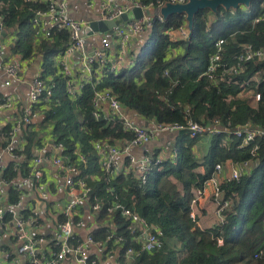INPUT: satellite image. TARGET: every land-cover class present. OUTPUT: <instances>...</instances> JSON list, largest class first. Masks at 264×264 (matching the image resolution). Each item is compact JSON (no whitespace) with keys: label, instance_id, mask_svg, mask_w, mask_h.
I'll return each mask as SVG.
<instances>
[{"label":"trees","instance_id":"trees-1","mask_svg":"<svg viewBox=\"0 0 264 264\" xmlns=\"http://www.w3.org/2000/svg\"><path fill=\"white\" fill-rule=\"evenodd\" d=\"M135 1L146 5L154 2ZM42 8L39 3L0 0L6 28L17 36L12 54L20 55L24 61L37 57L42 69L39 75L47 79L57 75L54 59L64 49L69 35L55 33L52 41L36 40L32 19ZM186 23L183 14L157 21L141 38L135 65L107 75L100 87L112 90L125 108L150 123L186 124L191 120L212 127L219 121V127L227 133L213 136L205 162L200 164L194 152L199 137L170 133L175 140L171 154L163 156L153 151V156H162L163 161L153 167L145 186L137 178L118 177L109 182L98 163L95 142L131 141L133 135L105 114L99 120L94 117L93 86L88 85L77 100H71L62 76L55 77V98L61 104L46 115L44 122L52 125L55 136L66 144V154L74 158V151L80 147L87 157L88 165L81 168L82 174L93 189L91 202L95 203L97 197L102 204L96 218L101 227L93 236L107 245L110 236L124 237L121 260L132 247L137 256L130 264H264V139L252 157L251 146L240 148L241 140L228 134L246 126L264 129V59L247 62L238 73L228 71L236 67L235 58L245 46L264 50V0L253 1L249 8L200 11L193 27L187 28V40L172 41L168 29H178ZM220 39L225 40L223 62L228 66L210 77L207 69ZM243 85L260 94L261 100L251 103L239 99ZM1 129L6 127L0 132ZM36 136L37 132L27 135L29 155ZM244 161L251 162L250 170L239 181L222 185L223 198L230 202L224 213L226 223L201 228L198 218L193 221L190 216L196 190L215 174L216 165ZM9 168V177H13L14 166ZM25 174L24 171L22 175ZM9 192L12 200L20 198L21 193ZM116 197L163 231L162 248L147 252L141 242L133 239L130 220L119 212L108 211Z\"/></svg>","mask_w":264,"mask_h":264},{"label":"built area","instance_id":"built-area-1","mask_svg":"<svg viewBox=\"0 0 264 264\" xmlns=\"http://www.w3.org/2000/svg\"><path fill=\"white\" fill-rule=\"evenodd\" d=\"M23 1L43 5L32 19L36 40L52 41L55 33L69 35L64 49L54 59L56 76L65 79L68 97L77 100L88 85L93 86L94 117L99 120L105 114L109 120L119 121L125 132L133 135L131 141L95 142L98 163L109 182L118 177L137 178L141 186H145L153 167L160 165L163 157L153 154L137 157L132 150L152 144L160 135L188 132L192 137H213L227 133L219 127V121L212 127L191 120L186 124L152 122L148 126L136 125L129 116L131 110L124 107L112 90L100 87L107 75L135 65L134 40L152 29L157 21H165L161 15L165 3L186 4L188 0H154L148 5L135 0H85L82 18L74 17L80 11L79 7L73 6L75 0ZM136 8L144 12L143 17L125 21L105 33H87L91 23L114 21ZM90 12L94 13L92 18L87 17ZM187 28V23L178 29L169 28L167 34H176L177 37L172 39L175 42L187 40ZM4 34L12 39L13 47L17 36L7 30L4 17L0 15V72L7 76L4 85L12 87L24 82L23 60L17 54L6 55ZM224 44L223 39L216 42V53L206 73L210 77L228 66L223 62ZM74 56L79 60L72 61ZM256 59H264V50L245 46L242 54L235 58L236 67L232 66L228 71L238 73L244 64ZM56 76L47 79L36 76L29 83L25 103L17 96L0 97V121L4 113L21 108V112L4 126L7 130L0 132V264H130L137 255L131 247L126 251L125 259H120L124 237L110 236L108 245L97 241L93 233L101 227L100 223L87 227L85 235L79 231L86 228L84 205H89L90 212L97 218L102 204L97 197L95 203L91 202L93 189L81 170L88 165V159L81 148L74 151V158L66 154V144L55 136L53 126L44 122L46 115L50 111L54 113L61 104L60 99L55 98ZM255 99L260 101L261 95L257 94ZM29 132H37L31 155L26 152ZM228 134L241 140L240 148L251 146L252 157L256 156L264 139L263 129L250 126L239 127ZM167 147H173V140ZM10 165L14 166L13 177H9ZM227 166L225 173L223 164L216 165L215 174L196 190L190 214L193 221L197 219L196 205L211 188L218 224L226 223L224 213L230 208V202L223 198L222 185L239 181L250 170L251 162H231ZM24 171L25 176L22 175ZM10 190L21 193L20 198L12 200ZM108 211L119 212L130 220L131 235L142 243L144 251L162 248L163 231L123 205L118 197ZM44 226L50 229L48 233Z\"/></svg>","mask_w":264,"mask_h":264},{"label":"crops","instance_id":"crops-1","mask_svg":"<svg viewBox=\"0 0 264 264\" xmlns=\"http://www.w3.org/2000/svg\"><path fill=\"white\" fill-rule=\"evenodd\" d=\"M84 2L85 0L74 1L73 6L75 5L80 9L78 13L74 14V17L82 18L85 8ZM93 16H94L93 12H90L87 15V17L89 18H92ZM147 33L148 31L134 40V50H135L134 54H137L138 51L140 50L142 45L141 38L144 35H147ZM6 35L7 34L2 35V39H4V42L7 43V48H5V53L10 57L12 54V45H11L12 39L9 40V36ZM176 37H177L176 34L172 35V39H175ZM77 60H79L78 56H74L72 59V61H77ZM21 65L23 67V72H24V82L22 84H13L12 87H6L4 85V82L7 79V76L5 75L4 72H0V97L17 96L22 100L23 103L26 102L28 97L29 83L41 73L42 69H41V64L39 63L37 57L31 60H25V61L23 60L21 62ZM20 112H21V108L18 107L15 110V112L4 113L1 116L0 127L6 126V124H8V122H10L13 119V117L19 114ZM129 116L132 122L136 125L145 126V123L147 122L143 117L138 115L136 112L130 111ZM45 128L46 126H44L42 129L44 130ZM171 138L172 136L169 134L160 135L158 139L152 144L134 148L132 150L133 154L136 155L137 157H141L144 155H151L155 150L161 153L163 156L166 155L169 156L171 154V148L167 147V143H169V141H172ZM212 138L213 137L211 135H205L199 137V139H197L195 143L194 152L196 154V159L200 164L205 162V159L209 154ZM174 141L175 140H173V142ZM224 167L226 173L228 167L227 164ZM212 198H213L212 189L208 188L206 195L198 202V205H196L195 208V213L198 216L197 218L199 220V225L203 229L211 228L218 223L217 217L215 215L217 206L213 202ZM84 207H85L84 217L86 220V226H85L86 228H82L81 230H79L82 235L87 234L88 232L86 230L87 227L98 224L96 220V216L92 212H90L89 205L85 204ZM44 231L48 233L50 229L44 226Z\"/></svg>","mask_w":264,"mask_h":264},{"label":"water","instance_id":"water-1","mask_svg":"<svg viewBox=\"0 0 264 264\" xmlns=\"http://www.w3.org/2000/svg\"><path fill=\"white\" fill-rule=\"evenodd\" d=\"M253 1L255 0H188L186 4H173L168 2L161 8V15L167 20L172 15L183 14L185 15L188 28L191 29L194 24V18L200 11L210 10L213 13H217L220 7L225 10H237L240 7L249 8ZM145 13L150 14L149 11ZM143 16L144 12L136 8L114 21L91 23L90 28L87 29V33L90 35L95 32L105 33L113 27L122 25L125 21L139 19ZM148 125L149 122H146L145 126ZM186 133L188 132H179L181 135Z\"/></svg>","mask_w":264,"mask_h":264},{"label":"rangeland","instance_id":"rangeland-1","mask_svg":"<svg viewBox=\"0 0 264 264\" xmlns=\"http://www.w3.org/2000/svg\"><path fill=\"white\" fill-rule=\"evenodd\" d=\"M257 80H259V78H256ZM241 92L240 95L238 96L239 99H246L248 101H250L251 103L256 102L255 100V96L258 93H255L253 91H251L248 87H246L245 85L241 86ZM255 99V100H254ZM259 102V101H258ZM264 130V129H263ZM208 191V190H207Z\"/></svg>","mask_w":264,"mask_h":264}]
</instances>
